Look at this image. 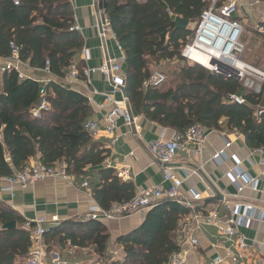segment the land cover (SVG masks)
<instances>
[{"label": "trees", "instance_id": "1", "mask_svg": "<svg viewBox=\"0 0 264 264\" xmlns=\"http://www.w3.org/2000/svg\"><path fill=\"white\" fill-rule=\"evenodd\" d=\"M213 1L101 0L100 7L125 56L122 73L134 115L177 134L195 125L208 132H236L251 150L264 152V114L257 116L264 109V91H245L235 78L197 63L182 66L167 89L143 86L154 72L153 65L185 63L182 53ZM19 2L14 6L11 0H0V58H11L13 43L23 63L40 71L48 62L55 79L42 86L20 79L16 71H0V179L13 178L37 160L47 167L65 164L67 173L75 178L97 172L99 181L92 192L101 209L130 201L136 196L135 186L103 167L109 152L86 130L93 114L88 98L62 83L72 66L81 77L85 69L80 60L83 37L70 31L74 24L70 0ZM172 16L195 25V29H178ZM256 53L249 62L264 70V46ZM42 88L50 110L37 120L32 111L41 102ZM233 94L241 95L245 104L232 103L229 96ZM189 215L172 201L148 210L139 228L116 241L123 249V261H112L108 255L110 234L100 222L67 221L50 227L43 240L49 252L90 249L97 256L95 264H167L170 256L182 249L179 231ZM12 222H16L15 229L4 228ZM31 229L33 226L26 228L23 219L0 201V264H26L33 246Z\"/></svg>", "mask_w": 264, "mask_h": 264}, {"label": "crops", "instance_id": "2", "mask_svg": "<svg viewBox=\"0 0 264 264\" xmlns=\"http://www.w3.org/2000/svg\"><path fill=\"white\" fill-rule=\"evenodd\" d=\"M100 1L70 0L74 12V22H77L82 30L79 34L83 37L84 48L80 54V60L84 62L85 70H98L108 64L109 60L119 61L124 55L114 37L109 35L105 39L102 38V26L110 24V22L100 7ZM138 1L145 2L146 0ZM233 1H237L239 4L236 17L244 27L242 41H247L248 36L250 41L253 38L262 39L264 31L260 32L259 28L264 29V3H259L258 0ZM1 28L0 26V30ZM188 28L194 30L195 25L189 24ZM246 62L250 63L248 58ZM2 63L0 61L1 65ZM171 63L176 65L177 61ZM164 64L167 63L161 64L158 68ZM261 67L264 69V64ZM23 72L26 79L37 81L42 86L55 79L51 74L30 69L28 65L23 69ZM123 76L125 77L124 74ZM87 82H81L71 88L83 94L90 102L93 110L90 121L96 122L99 130V135L94 140L109 152V157L103 167L114 170L124 182L133 183L136 193L142 189L154 187L169 188V184L163 180L161 167L151 158L147 146L160 139L169 141L175 132L153 124L144 117H137L132 112L135 118L133 125L126 126L123 119H118L113 134H109L105 130V120L112 107L107 104L103 94L112 90L110 80L96 72L89 75ZM116 98H125L122 91L116 94ZM227 142L231 143L230 154L236 155L241 160L240 168L259 180L257 189L245 190L242 200L245 203L253 204L259 210H264V179L261 167V164L264 163V152L251 150L247 147L242 135L225 129L207 132L201 155H196L195 146L189 143L188 151L180 153L173 161L171 167L176 175L181 178L185 174L189 176L182 186V192L189 196L193 193L199 194L202 198L201 207L206 212L216 210L222 216L227 214L224 202L225 200L233 202L234 197L238 195V190L228 180L226 174L236 166L231 160L221 165L213 161V157L224 150ZM36 163H39L38 160L33 162V164ZM203 165L206 166L205 169H203ZM125 170L130 171L131 179L123 177ZM98 181L97 172L80 178L73 176L70 182L62 179H50L34 186L15 187L14 193L11 195L7 191L10 187L9 183L0 179V201L17 213L25 222V226L28 223L34 224L39 218H44L48 222L57 218L59 225L71 220H80L81 216L86 214L91 207L99 206L92 192L94 183ZM84 183L89 184L88 189H84ZM212 187L221 195L219 198ZM147 213L148 211L134 214L121 220L102 219L99 221L110 234L108 255L112 261L124 260L123 249L116 241L119 237L139 228ZM181 223L179 242L183 241V238L185 239L182 244L180 243L185 264H213L217 258L223 257L227 250L233 252L243 263L252 264L259 257L258 252L254 249L241 250L236 245L235 237L221 236L219 230L214 226L202 224L197 227L190 215L185 217ZM241 233L246 237L249 245H264V222H254L249 228L241 229ZM186 237L197 239L198 246L192 247ZM69 250L74 252L73 257L68 256ZM55 253L69 258L74 264H95L97 260V256L92 254L90 249L79 252L76 249L68 248ZM21 264H25V262Z\"/></svg>", "mask_w": 264, "mask_h": 264}, {"label": "built area", "instance_id": "3", "mask_svg": "<svg viewBox=\"0 0 264 264\" xmlns=\"http://www.w3.org/2000/svg\"><path fill=\"white\" fill-rule=\"evenodd\" d=\"M11 1L14 6H19L20 4L19 0ZM258 2L264 3V0H258ZM238 10L239 4L237 1L214 0L211 8L202 15L195 35L191 42L185 47L182 56L186 60L206 67L213 73L235 78L245 89L252 90L256 94H261L264 91V70L257 69L241 59L245 50L242 43L244 27L237 20L236 15ZM70 31L77 33L82 32L77 22H74ZM259 31L262 32L264 29L260 27ZM109 35L115 38L110 24L103 25L102 38L105 39ZM11 49V58H0V61L3 62L2 65L0 64V71L2 73L16 71L20 79H26L23 69L27 65L20 60L19 50L15 44H11ZM197 54L209 58L210 66H204L198 62L196 58ZM225 55L228 61L223 59ZM125 61V56L123 55L119 61L109 60L108 64L103 65L98 70L84 69L82 77L78 68L72 66L69 73L62 80V83L73 86L81 82H87L89 75L96 72L101 73L110 80L112 90L109 93L103 94L107 104L112 107L109 116L105 120V130L109 134H113L118 119H123L125 125L129 127L135 123V118L132 114L128 99L116 98V94L119 93L122 88L126 87V80L122 74ZM48 67L49 63L47 62V68L40 71L50 74ZM166 81L167 77L162 72L154 71L143 86L144 88L162 87ZM40 98V104L32 111L33 117L37 120H41L44 113L50 110L44 88L40 91ZM229 100L237 105L245 104V100L241 95H230ZM263 114L264 109H261L257 116H262ZM86 130L93 138L99 135L98 124L94 121H89L87 123ZM207 132L208 131L204 127L195 125L184 134L175 133L173 138L169 141L160 139L151 142L147 146L149 155L154 162L161 167L163 180L165 183L169 184V188L154 187L142 189L136 193V196L130 201L115 204L110 210H103L99 206H93L86 214L81 216L80 220L82 222H99L102 219L107 221L121 220L134 214L146 212L164 201H172L183 206L190 212L191 219L197 227L202 224L214 226L219 230L221 236L228 238L235 237L236 245L241 250L248 251L254 249L258 252L259 257L252 264H264V245H249L246 237L241 233V229L249 228L254 222H264V210H259L253 204L249 202L245 203L242 200L245 190L257 189L259 180L251 177L240 168L242 163L241 160L236 155L230 154L229 152L231 143L227 142L224 150L213 157V161L218 165L231 160L236 166L226 174L228 180L235 185L238 190V195L234 197L233 202L228 200L224 202V209L227 212L226 215L222 216L216 210L211 212L203 210L201 207L202 198L199 194L193 193L189 196L182 192V186L189 176L185 174L184 177L181 178L173 172L171 164L180 153L188 151L189 143L195 146L194 152L196 155L202 154ZM254 151L263 152L261 150ZM202 167L203 169L206 168L205 165ZM261 167L263 168L262 178L264 179V163L261 164ZM123 177L131 179L130 171L125 170ZM50 179H62L70 182L73 176L67 173V166L65 164L47 167L40 163H36L25 168L13 178L4 180L10 185L7 191L13 195L15 187L34 186L39 182ZM83 187L84 189H88L89 184L84 183ZM58 223L57 218L53 219L51 222H48L44 218H39L34 224H26L27 227L33 226V246L26 259V264H74L69 258H64L55 252H48L47 246L44 244V235L48 232L50 227L56 226ZM186 239L194 248L199 244L197 239L189 237H186ZM183 241H185L184 238ZM183 241L180 243L182 244ZM73 255L74 252L69 250L68 256L73 257ZM49 259L50 262L48 263ZM167 264H185L182 250L173 253ZM213 264L249 263L241 262L233 252L227 250L224 256L217 258Z\"/></svg>", "mask_w": 264, "mask_h": 264}, {"label": "rangeland", "instance_id": "4", "mask_svg": "<svg viewBox=\"0 0 264 264\" xmlns=\"http://www.w3.org/2000/svg\"><path fill=\"white\" fill-rule=\"evenodd\" d=\"M247 41H244L243 40V45L245 47V50H244V53L242 55V60L245 62V63H248L246 62L247 58L249 57H252V56H257V53L259 48L263 47L264 46V42L261 38H253L252 41H250V37L248 36L247 38ZM254 40V41H253ZM251 42V43H250ZM183 54V53H182ZM186 60V59H185ZM187 61V62H186ZM185 63H179L177 62L176 65H173L172 63H167V64H164L163 66L161 67H155L153 65V70L154 71H160L162 72L166 77H167V81L165 82V84L162 86L163 88L167 89L169 88L170 86H172L171 84H174L175 83V75L179 72V69L182 67V66H185V65H191V64H195L189 60H186ZM250 64V63H248ZM251 65V64H250ZM1 66V65H0ZM253 66V65H251ZM254 67V66H253ZM206 68V67H204ZM256 68V67H255ZM207 69V68H206ZM259 69V68H257ZM209 70V69H207ZM262 70V69H260ZM24 73V72H23ZM243 90H247L244 88L243 86ZM26 228H29L27 226H25ZM31 232H32V237H33V229H31Z\"/></svg>", "mask_w": 264, "mask_h": 264}, {"label": "water", "instance_id": "5", "mask_svg": "<svg viewBox=\"0 0 264 264\" xmlns=\"http://www.w3.org/2000/svg\"><path fill=\"white\" fill-rule=\"evenodd\" d=\"M172 21H174L176 23L177 28L180 30H186L188 25H189V23L187 21H185L181 18H178L176 16H172ZM121 91H122L123 96L128 99L126 87L122 88ZM212 189L215 192V194L217 195V197L219 198L221 196L219 194V192L214 187H212ZM4 228L5 229H15L16 228V222L9 223V224L5 225Z\"/></svg>", "mask_w": 264, "mask_h": 264}, {"label": "bare ground", "instance_id": "6", "mask_svg": "<svg viewBox=\"0 0 264 264\" xmlns=\"http://www.w3.org/2000/svg\"><path fill=\"white\" fill-rule=\"evenodd\" d=\"M196 58H197L198 62H200L202 65H204V66H210L209 58H206L204 55L201 56V55L197 54L196 55ZM223 59L226 60V61H228L226 55H225V57H223Z\"/></svg>", "mask_w": 264, "mask_h": 264}]
</instances>
